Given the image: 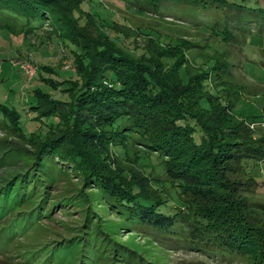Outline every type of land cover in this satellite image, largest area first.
Masks as SVG:
<instances>
[{
  "label": "trees",
  "instance_id": "trees-1",
  "mask_svg": "<svg viewBox=\"0 0 264 264\" xmlns=\"http://www.w3.org/2000/svg\"><path fill=\"white\" fill-rule=\"evenodd\" d=\"M76 8L75 0H0L6 26L21 25L25 36L42 31L64 38L77 68L70 75L74 79L35 78L42 85L34 90L28 120L21 121L12 105L0 102V131L18 132L36 148L30 158L12 159L21 162L11 165L18 166L17 171L2 177L0 214L8 215L1 221L6 224L0 225V245L13 233L15 214L23 213L20 221L29 223L47 211L77 207L81 202L85 219L80 235L39 251L44 257L39 256L38 264H47L57 250L69 247L74 248L70 264L106 260L105 264H130L128 249L110 241L100 244L101 232L89 224L93 214L84 203L89 199L87 189L95 188L154 231L188 239L191 250L206 249L223 253V258L242 256L251 264H264V216H260L264 201L253 198L254 176H260L264 162V138L254 137L241 121H232L218 83L211 84L208 71L185 80L180 77L178 68L184 59L172 60L179 49L165 51L154 42L162 49L158 58L149 49L138 55L127 53L100 31L94 18L87 16L79 23L73 16ZM211 85L218 89L215 95L209 92ZM110 146L120 148L122 155L134 146L138 155L156 159L177 194L188 201L166 213V202L148 192L145 177L136 174L138 179L132 172L110 167L114 162ZM11 156L8 150L1 154L0 165ZM65 170L69 175L81 174L73 192L58 186ZM30 194L36 195L34 207L11 212Z\"/></svg>",
  "mask_w": 264,
  "mask_h": 264
},
{
  "label": "rangeland",
  "instance_id": "rangeland-1",
  "mask_svg": "<svg viewBox=\"0 0 264 264\" xmlns=\"http://www.w3.org/2000/svg\"><path fill=\"white\" fill-rule=\"evenodd\" d=\"M75 3L77 8L73 9V16L79 23H84L87 16L94 18L100 31L110 35L116 40L117 47L127 53L138 55L149 49L152 57L158 58L162 49L173 52L179 49V55L172 60L177 63L184 59L178 68L180 77L185 80L188 75L208 71L211 84L216 86L218 83L219 89L211 85L209 92L215 95L218 91L231 112L232 121H241L254 137L264 138V0H75ZM6 23V19L0 16V102L12 105L21 114V121H25L33 113L29 106L35 101L34 90L42 85L35 78L74 79L71 76L77 68L72 63L73 55L64 38L46 35L47 32L42 31L25 36L21 25L6 26ZM154 42H159L162 49L159 50ZM30 71H33L31 77ZM76 81L80 83L81 79ZM48 93L59 95L52 90ZM35 149L33 143L18 132L0 131V155L8 150L13 156L5 161L6 164L0 165V183L2 177L5 179L17 171L14 169L18 166L11 165L21 162H13L14 159L30 158ZM136 150L130 146L128 154L122 155L120 148L110 146L109 152L114 159L110 167L115 172H132L145 177L142 181L148 192L166 202L169 208L166 213L176 211L174 208H180L181 201H188L187 197L177 194L156 159L149 161ZM259 169L260 176H254L253 198L264 201V162ZM67 172H62L59 179L63 182L58 186L73 192L78 189L81 181L76 177L79 179L81 174L69 175ZM86 194L89 199L84 208L92 211L89 224L101 232L98 234L100 244L110 241L125 247L129 250L130 264H251L242 256L230 259L223 258V253H211L206 249L191 250L189 245L193 244L188 239L154 231L126 206L97 189H87ZM35 198V194L28 195L11 212L34 207ZM77 205L47 211L46 215L25 222L26 225L20 221L24 214H15L13 233L8 239L4 237L2 241L5 242L0 245V264H38V260L44 257L39 251L77 233L80 235L79 228L84 223L85 214L79 210L83 204L78 202ZM43 209L49 208L45 205ZM0 215V225L6 224L1 221L8 212ZM73 249L57 250L47 264H70Z\"/></svg>",
  "mask_w": 264,
  "mask_h": 264
},
{
  "label": "built area",
  "instance_id": "built-area-1",
  "mask_svg": "<svg viewBox=\"0 0 264 264\" xmlns=\"http://www.w3.org/2000/svg\"><path fill=\"white\" fill-rule=\"evenodd\" d=\"M24 66H25V65H24ZM34 72H35V70H34ZM29 74H30L29 77L33 76V71H30Z\"/></svg>",
  "mask_w": 264,
  "mask_h": 264
}]
</instances>
